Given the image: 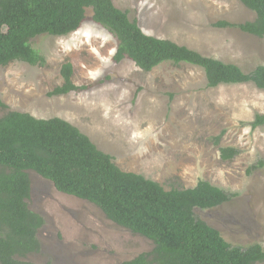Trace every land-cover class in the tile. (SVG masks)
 <instances>
[{"label":"rangeland","instance_id":"1","mask_svg":"<svg viewBox=\"0 0 264 264\" xmlns=\"http://www.w3.org/2000/svg\"><path fill=\"white\" fill-rule=\"evenodd\" d=\"M147 35L168 39L200 54L250 72L264 65V38L217 21L244 23L254 13L237 0H112ZM63 37L30 41L44 66L12 62L0 67V117L8 111L37 119L60 118L89 137L126 172L143 175L165 190L188 189L208 181L234 194L213 209H194L196 219L217 230L226 242L264 249V126L249 123L264 114V90L253 84L207 88L203 70L163 63L145 73L112 58L117 40L92 21ZM72 64V82L87 90L48 94L62 85L61 65ZM220 139L217 142L216 137ZM238 154L222 160L220 150ZM30 180L29 208L44 225L41 249L23 261L32 264H120L149 253L151 241L109 221L92 204L59 193L36 173ZM264 264V263H258Z\"/></svg>","mask_w":264,"mask_h":264},{"label":"trees","instance_id":"2","mask_svg":"<svg viewBox=\"0 0 264 264\" xmlns=\"http://www.w3.org/2000/svg\"><path fill=\"white\" fill-rule=\"evenodd\" d=\"M237 1L254 13V19L238 24L217 21L212 26L264 38V0ZM88 9L92 21L117 40L112 58L116 64L127 59L145 73L163 63L189 64L203 70L207 88L251 83L264 90V65L244 72L237 65L147 35L112 0H0V67L12 62L44 66V56L30 41L79 30ZM60 75L62 85L50 97L87 90L73 84L69 61L61 65ZM0 108L7 109L1 101ZM249 125L252 130L263 127L264 114L256 115ZM237 154L234 148L220 150L225 161ZM257 167L264 163L258 162L252 169ZM29 171L49 181L59 193L92 204L115 225L152 242L149 253L120 264L264 263V249L259 244L234 247L194 216L195 208H216L234 194L203 180L193 188L165 190L143 175L122 171L112 156L67 121L8 111L0 117V264H32L23 260L41 249L37 234L44 220L27 203Z\"/></svg>","mask_w":264,"mask_h":264}]
</instances>
